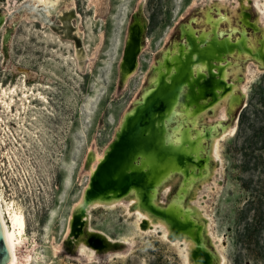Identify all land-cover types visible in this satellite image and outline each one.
I'll return each instance as SVG.
<instances>
[{"label": "rangeland", "instance_id": "374dc122", "mask_svg": "<svg viewBox=\"0 0 264 264\" xmlns=\"http://www.w3.org/2000/svg\"><path fill=\"white\" fill-rule=\"evenodd\" d=\"M207 10L226 16L224 29L241 26L242 13L264 25V0H0V96L16 88L20 98L11 112L0 107V191L25 221L16 264H204L199 247L207 264H264V64L252 57L230 56L239 101L221 98L200 116L216 141L208 173L176 171L154 195L164 207L179 193L201 231L171 236L133 191L92 204L72 230L124 115L151 88L163 52L184 41L181 26L204 27ZM95 235L108 244L91 246Z\"/></svg>", "mask_w": 264, "mask_h": 264}, {"label": "bare ground", "instance_id": "6f19581e", "mask_svg": "<svg viewBox=\"0 0 264 264\" xmlns=\"http://www.w3.org/2000/svg\"><path fill=\"white\" fill-rule=\"evenodd\" d=\"M225 18L220 12L212 14L207 10L204 27L196 29L193 21L181 26L184 41L163 52L155 66L151 88L126 112L117 139L93 169L87 201L73 222L74 232L79 230L89 206L115 205L132 191L146 209L168 221L169 226L157 222L166 233L169 227L173 232L201 231L203 225L196 224L193 218L198 211L183 207L179 193L164 207L157 206L154 195L159 184L176 171L184 175V180L208 173L207 160L213 155L216 141L211 128L199 121L202 113L221 98L229 97L231 105L240 99L234 92L236 85L228 79L235 62L230 56L252 57L264 64V25L260 28L250 23L248 15L242 13L241 26L224 29L220 23ZM246 25L252 27L251 31ZM135 48L133 45V51ZM15 91L16 88L6 94L3 91L6 99L0 96L2 111L11 112ZM13 119L19 121V116L15 114ZM0 224L10 256L8 264H16L17 249L24 242V215L4 199L1 191ZM199 255L207 264L208 253L200 247ZM218 264L225 263L220 259Z\"/></svg>", "mask_w": 264, "mask_h": 264}, {"label": "water", "instance_id": "95a60500", "mask_svg": "<svg viewBox=\"0 0 264 264\" xmlns=\"http://www.w3.org/2000/svg\"><path fill=\"white\" fill-rule=\"evenodd\" d=\"M2 22H3V15L2 14H0V26H1V24H2ZM7 36V35H6ZM135 41H134V43L136 42V40H137V42H138V39L137 38H135L134 39ZM133 43V44H134ZM132 44V45H133ZM132 45H130L129 47H131ZM137 51V50H136ZM136 53V52H135ZM135 53H133V55H132V57L131 58H127V56H126V60H127V63H126V65H127V67H129V66H131V60L133 59V57H134V55H135ZM126 67V68H127ZM134 105V104H133ZM116 136V135H115ZM115 139V138H114ZM113 141H115V140H113ZM112 141V142H113ZM111 142V143H112ZM111 143H110V145H111ZM110 145H109V147H110ZM126 196H131V194H125V195H123L122 196V198L123 197H126ZM87 197H86V194H85V199H86ZM86 201H87V199H86ZM84 202H85V200H84ZM77 216V215H76ZM75 216V217H76ZM75 219V218H74ZM74 222V221H73ZM83 224V223H82ZM80 229V228H79ZM73 230V229H72ZM79 231V230H78ZM169 234L171 235V236H179L180 234H177V233H175V232H169ZM89 244L91 245V246H93L94 248H103V247H105L107 244H108V240L106 239V238H103V237H101L100 235H95V236H92V237H90L89 238ZM9 252H8V248H7V245H6V242H5V239H4V236H3V233H2V229H1V224H0V264H8V261H9Z\"/></svg>", "mask_w": 264, "mask_h": 264}, {"label": "trees", "instance_id": "16d2710c", "mask_svg": "<svg viewBox=\"0 0 264 264\" xmlns=\"http://www.w3.org/2000/svg\"><path fill=\"white\" fill-rule=\"evenodd\" d=\"M154 22H152L151 21V27H153L154 26ZM260 103H261V105H263L264 106V96L262 95L261 97H260ZM243 121V114H242V112H241V114H240V116H239V120H238V125H240V123Z\"/></svg>", "mask_w": 264, "mask_h": 264}, {"label": "flooded vegetation", "instance_id": "af4514ba", "mask_svg": "<svg viewBox=\"0 0 264 264\" xmlns=\"http://www.w3.org/2000/svg\"><path fill=\"white\" fill-rule=\"evenodd\" d=\"M5 80H7V81H10L11 80V78H9L8 76H5ZM5 82V81H4ZM4 82H1V84L2 83H4ZM4 84H6L7 85V83H4ZM241 114V113H240ZM240 114H239V116H240ZM238 120H239V117H238Z\"/></svg>", "mask_w": 264, "mask_h": 264}]
</instances>
